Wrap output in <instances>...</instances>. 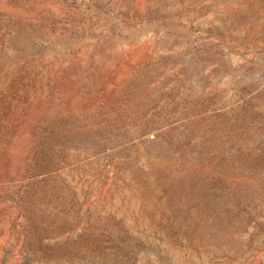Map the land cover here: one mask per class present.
<instances>
[{"label":"rangeland","instance_id":"1","mask_svg":"<svg viewBox=\"0 0 264 264\" xmlns=\"http://www.w3.org/2000/svg\"><path fill=\"white\" fill-rule=\"evenodd\" d=\"M0 264H264V0H0Z\"/></svg>","mask_w":264,"mask_h":264}]
</instances>
